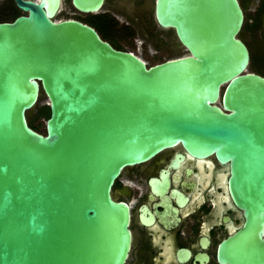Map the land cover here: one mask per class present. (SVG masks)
Segmentation results:
<instances>
[{
  "label": "water",
  "instance_id": "95a60500",
  "mask_svg": "<svg viewBox=\"0 0 264 264\" xmlns=\"http://www.w3.org/2000/svg\"><path fill=\"white\" fill-rule=\"evenodd\" d=\"M106 0H73L97 12ZM0 22V264H125L122 171L182 145L229 163L245 222L222 264H264V75L250 71L239 0H154L185 55L154 65L79 20L62 0H15ZM46 132L30 125L42 94Z\"/></svg>",
  "mask_w": 264,
  "mask_h": 264
},
{
  "label": "flooded vegetation",
  "instance_id": "af4514ba",
  "mask_svg": "<svg viewBox=\"0 0 264 264\" xmlns=\"http://www.w3.org/2000/svg\"><path fill=\"white\" fill-rule=\"evenodd\" d=\"M63 1L54 19L88 24L116 48L104 30L114 36L120 26L128 28L133 20H139L161 41L163 37L173 41L174 53L182 47L173 29L158 25L154 1L152 5L150 0H106L102 10L86 12L68 0L67 16L57 19ZM239 2L245 15L240 38L250 51L251 64L256 55L264 58V0ZM21 14L27 13L15 0H0V22H11ZM246 30L252 43L243 36ZM229 178V163H222L215 154L193 155L182 145L126 167L112 189L113 197L130 209L132 240L125 264H222L219 244L246 220L244 210L232 197Z\"/></svg>",
  "mask_w": 264,
  "mask_h": 264
},
{
  "label": "rangeland",
  "instance_id": "374dc122",
  "mask_svg": "<svg viewBox=\"0 0 264 264\" xmlns=\"http://www.w3.org/2000/svg\"><path fill=\"white\" fill-rule=\"evenodd\" d=\"M153 1L154 0H150V3H152V5ZM63 4L64 5L62 7V12L56 16L57 19H62L67 16L68 0H64ZM151 11L153 12V10ZM19 13H21V11H19ZM123 21L124 18L120 17V22L123 23ZM118 30L119 31L115 32L114 37L121 44V46L124 47L126 50L133 51L139 56H141L148 63V65H154L168 58L185 55L187 53V51L183 47H180V50L174 53L176 45L173 41H170L165 37H163V40L161 41L160 37H154V34L152 32H149L139 20L130 21V27L124 28L120 26ZM243 36L250 43L253 42V37L249 34L247 30L243 32ZM249 70L264 72V58L256 55V57H254L250 64ZM48 103V98L43 93L39 103L29 114L30 120L35 117L40 107L48 106ZM46 120L47 116L45 115L39 116L34 120L35 124L38 127V131L42 133L46 132Z\"/></svg>",
  "mask_w": 264,
  "mask_h": 264
},
{
  "label": "trees",
  "instance_id": "16d2710c",
  "mask_svg": "<svg viewBox=\"0 0 264 264\" xmlns=\"http://www.w3.org/2000/svg\"><path fill=\"white\" fill-rule=\"evenodd\" d=\"M104 36L105 37H107V38H109V39H111L112 41H114L115 42V44L120 48V49H122L121 47V44L118 42V41H115V40H117L114 36H111V32L110 31H108V30H104ZM162 62V61H161ZM47 116V118L50 116V108H49V106H42V107H40L39 108V111H38V113L35 115V117L34 118H32L31 120H30V125H31V127H33L34 129H36L37 130V125L35 124V119L36 118H38L39 116Z\"/></svg>",
  "mask_w": 264,
  "mask_h": 264
}]
</instances>
